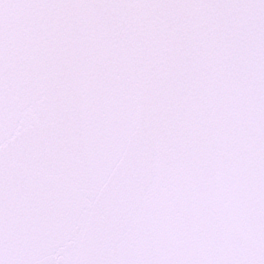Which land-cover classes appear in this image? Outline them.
<instances>
[{
  "label": "snow or ice",
  "instance_id": "snow-or-ice-1",
  "mask_svg": "<svg viewBox=\"0 0 264 264\" xmlns=\"http://www.w3.org/2000/svg\"><path fill=\"white\" fill-rule=\"evenodd\" d=\"M0 264H264V0H0Z\"/></svg>",
  "mask_w": 264,
  "mask_h": 264
}]
</instances>
